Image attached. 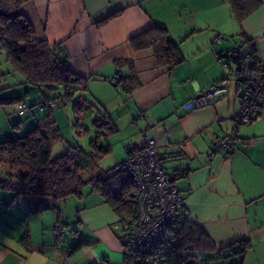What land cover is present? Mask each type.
I'll list each match as a JSON object with an SVG mask.
<instances>
[{"label": "crops", "instance_id": "crops-1", "mask_svg": "<svg viewBox=\"0 0 264 264\" xmlns=\"http://www.w3.org/2000/svg\"><path fill=\"white\" fill-rule=\"evenodd\" d=\"M257 1L241 24L227 0H29L20 7L37 37L56 45L70 71L85 80L77 89L88 94L83 100L98 111L96 119L108 121L100 128L102 137L84 149L91 152L96 143L108 151L82 177L122 162L127 146L155 138L162 167L184 196L186 220L217 249L247 241L242 264H264V111L249 123L236 121L240 92L224 52L247 39L264 60V0ZM155 24L177 45L179 64L159 65L152 48L132 46V37ZM225 78L231 80L228 90L212 104L183 109ZM44 98H22L34 105L25 112L26 128L50 120L59 130L54 156L83 149L64 143L61 123L72 121L65 104L51 98V107H38ZM75 123L84 126L82 116ZM224 134L234 135L233 146L212 152L211 141ZM9 173L0 163V180ZM11 174L19 179V173ZM13 197V191L0 189V264H125L115 228L119 216L90 185L75 215L65 216L64 202L59 216L54 208L31 211L38 199ZM60 224L64 232L58 234ZM79 240L85 243L76 248Z\"/></svg>", "mask_w": 264, "mask_h": 264}, {"label": "trees", "instance_id": "trees-1", "mask_svg": "<svg viewBox=\"0 0 264 264\" xmlns=\"http://www.w3.org/2000/svg\"><path fill=\"white\" fill-rule=\"evenodd\" d=\"M28 1L0 0V47L7 59L23 75L25 82L49 92L64 88L69 93L80 84L85 87V80L70 71L59 48L46 39H39L32 24L22 17L20 7ZM227 1L240 24L259 4L257 0ZM243 42L250 57L255 58L253 44L247 39ZM131 44L136 49L152 48L159 65L175 66L183 60L177 45L169 39L166 28L160 25L155 24L138 33L131 38ZM42 93L45 96L42 102L51 100L46 93ZM7 100L2 99L1 102ZM8 101L15 105L24 102L21 97ZM87 103V100L74 101V112L80 114L84 109L82 104ZM27 104L28 109L34 106ZM107 124V119L94 120V125L101 129ZM58 138L59 130L50 120H46L43 124L34 125L22 136L0 141V163H6L10 170L9 176H6L8 178L0 180V189L13 191L15 202H22L26 198L38 199L37 204L30 207L31 211L54 208L60 216V203L70 198L81 199L84 187L90 185L101 193L104 201L119 217L130 216L135 208L136 187L128 172L121 168L103 177L102 171L89 179L82 177V172L103 156L108 148L92 143L93 154L79 147H71L77 148L79 154L70 158L67 152L71 148H68L64 154L52 156V146ZM15 171L19 173V184L12 181L11 173ZM170 181L173 182L171 178ZM181 214L183 221L179 239L182 245L191 246L194 255L189 254L192 256L190 264H207L211 260H221L222 264H242L243 255L249 247L247 241L236 242L226 250L217 249L203 230L186 220L182 211ZM83 243L85 240H79L75 247Z\"/></svg>", "mask_w": 264, "mask_h": 264}, {"label": "built area", "instance_id": "built-area-1", "mask_svg": "<svg viewBox=\"0 0 264 264\" xmlns=\"http://www.w3.org/2000/svg\"><path fill=\"white\" fill-rule=\"evenodd\" d=\"M224 57L235 74L233 79L240 92L239 108L234 114L241 124L249 123L264 111V60L251 58L244 44H238L224 52ZM116 83V79H111ZM231 80L225 78L207 86L182 105L183 109L200 108L214 102L215 96L228 90ZM53 104L42 102L39 107ZM29 108L25 102L16 105V112L23 114ZM233 134H224L211 141L212 152H221L233 146ZM70 158L79 154L77 148L67 152ZM93 154V152H91ZM124 169L133 178L136 187L135 208L125 218L119 217L115 228L124 246L125 264H190L191 246L180 243L179 231L183 216V194L170 181L157 151L155 138L147 137L139 147H126V157L120 163L105 168L101 176ZM64 231L63 225L55 227L56 233Z\"/></svg>", "mask_w": 264, "mask_h": 264}, {"label": "rangeland", "instance_id": "rangeland-1", "mask_svg": "<svg viewBox=\"0 0 264 264\" xmlns=\"http://www.w3.org/2000/svg\"><path fill=\"white\" fill-rule=\"evenodd\" d=\"M24 80L23 75L15 69L12 63L7 59L5 52L0 47V141L22 136L34 125L26 128L24 122L29 114L25 113L23 115H18L16 112V105L8 100H12L13 97H21L28 102L34 99L35 96H40L42 92L46 93L50 98H55V100L59 101L61 105L65 104L64 106L67 108L69 116L72 118V121L69 124H63L62 122V126H60L62 135L64 136L65 145L67 144V142H65L67 140L68 143L72 145L78 144L83 149L90 150L91 141L98 136L102 137L101 135H98L102 132L101 129L93 124L94 119L98 118L97 110L84 108L80 114H76L73 110L74 101L78 99H88L89 96L86 92L75 88L72 89L71 93L68 95V92L62 88L61 90L52 93L43 87L29 84ZM42 95L44 94L42 93ZM7 98V102H1L2 99L4 100ZM79 116H82V121L84 123V126H81L80 128H78L75 123ZM55 153L56 150L54 149L52 156H54ZM90 169L91 167L84 170L82 176L86 177V175L91 172ZM15 173L18 174L17 171H15ZM4 178L7 177L4 175ZM12 181L13 184L19 183V179L17 178H13ZM79 204V199L70 198L61 205V209L66 213L65 216H68L69 214L75 215ZM65 216H63V219L67 222ZM169 264H175V259L173 258ZM207 264H222V261L211 260L208 261Z\"/></svg>", "mask_w": 264, "mask_h": 264}]
</instances>
